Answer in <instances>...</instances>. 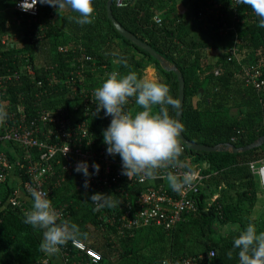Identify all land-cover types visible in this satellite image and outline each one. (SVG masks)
I'll use <instances>...</instances> for the list:
<instances>
[{
	"label": "trees",
	"instance_id": "obj_1",
	"mask_svg": "<svg viewBox=\"0 0 264 264\" xmlns=\"http://www.w3.org/2000/svg\"><path fill=\"white\" fill-rule=\"evenodd\" d=\"M15 1L0 0V106L7 114L18 111L19 107L30 122L39 110L64 105L73 123H77L82 118L77 116L73 105L81 107V97L77 91H71L72 83L65 79L78 64L86 65L82 82L76 85L89 93L107 78L102 66H109L111 59L116 60L121 76L135 71L140 78L148 61L153 62L163 76L160 82L169 86L170 95L177 100L176 75L161 69L146 51L117 32L106 15L107 0H92L93 23L83 26L70 19L79 15L71 10L57 11L56 7L38 3V14L31 17L14 10ZM170 1L134 0L123 7L113 2L112 13L123 27L182 72L183 135L199 144L231 143L236 147L264 135V110L259 103V93L252 84L246 83L241 69L242 64L264 60V28L257 26L258 17L250 7L236 3L235 54L225 52L213 61L206 50L210 45L188 33L183 16ZM188 1L193 22L207 33L208 26L216 25L220 11L225 12L231 2L217 0L222 3V8L208 12L209 0ZM200 13L204 19L200 18ZM155 14H160V24L153 20ZM7 37H17V41L11 38L7 42ZM212 39L221 40L222 37L212 36ZM59 46L63 50H59ZM83 54L90 56V60H83ZM51 75L55 78H50ZM91 109L96 111V104ZM130 109L131 112L140 110L135 101ZM168 110L175 119L176 110L170 106ZM103 113L101 110L98 116L89 118L91 124L88 127L96 145L100 146L105 145L102 133L110 124L104 121ZM49 125L47 123L46 127ZM3 129L0 124V131ZM1 148L11 164L18 162L13 167L14 175L25 180L28 162L37 158L36 148H25L13 142L2 144ZM184 153L195 162L206 161L209 166L203 172L208 177L206 186L200 190L202 198L197 201V212L184 214L169 230L155 225L130 229L124 226L121 216L127 210L131 215L136 211L134 201L141 192L134 177L130 180L121 175L117 183L103 193L112 194L118 201L116 207L94 211L90 196L100 193L98 188L89 186L85 190L84 176L72 167H62L71 165L73 157L54 159L53 173L46 183L51 189L49 199L53 207L66 210L63 220L76 223L87 234L81 241L101 255L95 263L82 254L77 257L69 249V241L63 247L67 246L64 250H69L71 261L78 259L80 264H163L165 259L172 261L206 255L213 250L214 256L208 264H239L236 251H233V238L238 232H233L231 227L223 233L220 230L230 224L239 225L241 230L247 226V214L257 197V183L248 162L250 157L264 154V144L244 152L185 148ZM12 187L9 180L0 183V264H37L45 254L39 247L42 232L23 223L24 213L31 209L32 203L19 195L20 204L13 205L9 201ZM214 192L219 195L207 205L205 199H210ZM29 197L33 201L32 196ZM229 251H233L232 259L227 257Z\"/></svg>",
	"mask_w": 264,
	"mask_h": 264
},
{
	"label": "clouds",
	"instance_id": "obj_2",
	"mask_svg": "<svg viewBox=\"0 0 264 264\" xmlns=\"http://www.w3.org/2000/svg\"><path fill=\"white\" fill-rule=\"evenodd\" d=\"M237 4L251 8L258 17V27L264 28V0H236ZM56 7L57 11L71 10L78 16L70 17L78 25H89L94 20L92 0H24L18 6L22 11H33L37 5ZM127 66V65H125ZM96 103L94 115L104 110V115L111 117L110 124L103 131V143L106 154L119 156L121 174L130 180L138 177L145 180L164 179L174 192H182L193 186L196 173L192 170L182 173L161 170L182 167L181 156L184 149L181 143L183 125L169 115V106L176 110L179 102L170 95L169 86L155 79L140 78L135 71L121 76L118 71L107 75L102 85L94 89ZM130 98H133L138 111H126ZM7 118L5 109L0 106V124ZM92 172L86 161L77 162L74 171L84 176L83 188H89L93 175L99 173V165L92 163ZM85 195L87 192L85 191ZM32 207L24 213L23 223L42 232L40 250L49 256L60 252L69 241L86 238L76 223L60 218V214L48 198V193L33 189ZM94 211L105 207L114 208L118 201L112 194L96 193L90 196ZM238 236L233 238V251H236L239 264H264V231H257L253 223L241 230L239 225L231 226ZM238 250V251H237ZM233 251L227 252L228 259L233 258ZM163 264H169L165 259Z\"/></svg>",
	"mask_w": 264,
	"mask_h": 264
},
{
	"label": "built area",
	"instance_id": "obj_3",
	"mask_svg": "<svg viewBox=\"0 0 264 264\" xmlns=\"http://www.w3.org/2000/svg\"><path fill=\"white\" fill-rule=\"evenodd\" d=\"M133 1L134 0H113L114 4L118 7L126 6ZM23 2L24 0H16L13 9L19 13L36 17L38 14V3L33 11L25 12L18 6ZM27 2L31 3V0H27ZM207 4V10L208 8L213 10L219 9V4L214 0H209ZM200 15L203 16L201 13ZM153 18L156 23L160 24L161 18L158 15H155ZM58 49L63 50V47L59 46ZM82 59L90 60V56L83 54ZM262 64L264 65V63ZM262 64H250L243 68V73L246 83L252 84L258 91L261 107L264 109V77L262 76ZM108 65L109 66L103 65L105 68V75H108L112 71H116L112 70L111 62ZM85 67L86 65L83 66V64H78L69 72L65 79L66 82L72 83L71 91L73 93L77 91L78 95L81 97V107L73 105V109L77 111V116L82 118L77 123H73V119L68 116L67 108L64 105H59L56 108L41 109L37 112V116L31 119L30 122L27 121L22 111L19 110V107L18 111H12L10 114H7V118L3 123L4 129L0 131V183L9 180L11 172L14 170V165L16 166L18 163L14 162V165L11 164L8 155L4 149L1 148L2 144L13 142L25 148H36L37 150L36 160H30L26 166V179L22 180L19 177L17 178L20 189L12 187L9 201L13 205L20 204L17 199V196L21 195L20 191L29 197L31 196V191L37 189L48 193V198H50L51 189L46 183L49 175L53 173L52 161L58 157L67 160L73 157L72 164L69 166H62L64 169L70 167L75 168L77 162L86 161L89 164V172H92V163L95 162L98 164L99 173L91 177L89 186H95L101 194L105 193L113 183H117L121 177L122 165L120 157L118 155H107V146L96 145L93 134L88 129L91 124L89 118H93L95 113V110L91 109V106L93 104L95 105L97 102L93 96L94 90L87 93L82 87H77L76 85L77 83L81 84L84 76L82 72ZM27 70L29 73L32 72L29 66ZM49 77L55 78L54 75ZM132 101H134V99L130 98L129 104L126 106V111L131 112L130 106ZM79 110H81V112L78 113ZM103 118L104 121L110 123L111 117L105 116L103 113ZM47 123H50L48 127H46ZM182 147L185 152L186 146L183 143ZM180 159L182 167L161 170L160 174L163 175L166 171H173L179 174L184 171L192 170L196 173L193 186L185 191L177 193L164 183V179H158L157 181L145 180L144 182H140L138 177H134L137 181L138 190H141V192L134 201L137 206L136 211L131 215L130 211L127 210L121 216V219L125 221L124 226L126 228L130 229L132 227L155 225L169 230L181 220L184 213L193 212L197 209L196 199H194V197L199 194V186H201L202 182L207 178V175L203 173L201 168L189 169L190 160L185 153H183ZM248 165L251 172L258 177L260 185L264 187V162L262 160H253L250 161ZM54 208L60 214L61 219L64 215H67L64 208ZM66 247L67 246L60 250V255L63 258L62 264H80L78 259L71 261L69 250H64ZM69 249L73 250L77 257L82 254L93 263L101 259V255L98 251L87 246L86 243L81 240L71 241ZM212 256H214V251L210 250L206 255L198 254L196 256H186L178 260L169 261V264H208ZM50 263V256L46 253L37 262V264Z\"/></svg>",
	"mask_w": 264,
	"mask_h": 264
},
{
	"label": "crops",
	"instance_id": "obj_4",
	"mask_svg": "<svg viewBox=\"0 0 264 264\" xmlns=\"http://www.w3.org/2000/svg\"><path fill=\"white\" fill-rule=\"evenodd\" d=\"M214 1H216L219 4V8H222L221 2H218L217 0H214ZM172 2L175 3L177 12L181 13V15L183 16V18L185 20V28L188 31V33L191 34L193 37H195L197 40L202 41V42H206L208 45H210L206 49L207 54H208V58L210 60L214 61L215 59L220 57L225 52H229V51H231L232 53L235 52V50H236V36H237L236 35V29L234 26V21L236 20V15H237V11H236L237 10L236 9L237 8V5H236L237 2L236 1L231 0L226 11L225 12L220 11V18L216 22V25L213 26L210 24L208 26L209 33L205 32L204 29H202V30L199 29L196 26L195 22H193L192 8H191L188 0H172ZM172 2L170 1V3H172ZM211 11H213V9L208 8V12H211ZM214 12H217V10H214ZM162 14H163V12H162ZM155 15H158L161 18L160 14H155ZM200 18L204 19V16L200 15ZM153 20H154V18H153ZM204 28H205V26H204ZM212 36H221L222 39L221 40H214V39H212ZM235 58L239 62L240 59H238L236 56H235ZM110 62L112 64V70L117 71L118 68H117L116 60L111 59ZM258 63L262 64V63H264V60H262ZM250 64H253V63L242 64V65L240 64L242 72H243V68L249 66ZM156 71H158V73H160L159 69L156 67V65L153 62L148 61V63L146 64V66L144 67V69L142 71L141 78L146 77L148 79H155L156 80ZM215 73H218V71L216 70ZM243 75H244V73H243ZM262 76L264 77V65L263 64H262ZM199 93L201 94V92H199ZM199 93H198V95H199ZM259 103L261 105L260 97H259ZM187 156L190 160L189 161V167H188L189 169L201 168L203 171V169H205L209 166L208 163L204 160H201L198 163V162H195L191 156H189V155H187ZM253 160H257V161L262 160L264 162V154L261 155L260 157H255V158H253V156L250 157L249 162L253 161ZM250 172H251V170H250ZM251 174L253 175V177L257 183V192H256L257 197H256V200H255V203H254L252 209H250L249 213L247 214V217H246L247 222L246 223L247 224H249V223L255 224L257 231L260 232V231H264V187H262L260 185L258 177L255 174H253L252 172H251ZM11 175L16 177V175H14L13 171L11 172ZM206 175L208 177V174H206ZM11 179L12 178L10 177L9 183L11 185H12V183L13 184H19V181L17 179H14L13 181H11ZM206 179L202 182L201 186H199L200 190L206 186V183H205ZM157 180H155V181H157ZM165 181L166 180H164V183H166V185L168 186L167 181L166 182ZM20 194L23 197L26 196L21 191H20ZM218 195H219L218 192H214L211 195L210 199H205V201L207 202V205H209L211 200L213 198H216ZM200 198H202V195L199 192V194L195 195V197H194V199H196V208L197 209L193 212L190 211V212L184 213V214H190V213L197 212V210H198L197 201ZM183 215H182V217H183ZM231 226H232L231 224L228 226L226 225L225 227H223L220 230V232L223 233L225 230L229 229V227H231ZM50 260H51V264H62L63 263V258L59 253L52 255V257H50Z\"/></svg>",
	"mask_w": 264,
	"mask_h": 264
},
{
	"label": "water",
	"instance_id": "obj_5",
	"mask_svg": "<svg viewBox=\"0 0 264 264\" xmlns=\"http://www.w3.org/2000/svg\"><path fill=\"white\" fill-rule=\"evenodd\" d=\"M112 4L113 0H107L106 1V15L108 19L111 21L113 27L117 30V32L124 37L125 39L129 40L132 42L135 46L143 49L146 51L151 57H153L158 63L161 69L169 72L172 71L178 81V94H177V100L179 102V108L176 109V117L180 123H181V117H182V110H183V102H184V78L182 75V72L178 69V67L171 63L168 59H166L163 55L158 53L154 48H152L150 45L147 43L143 42L139 38H137L135 35H133L131 32H129L125 27H123L114 17L112 13ZM200 95V93H199ZM181 142L186 146L187 149L189 150H194V151H205V152H210V151H230V152H244L247 150H250L252 148L258 147L261 144L264 143V135L258 137L255 139L253 142L241 146V147H236L231 143H218L215 145H204V144H199L196 142H193L189 139H187L183 133L181 134Z\"/></svg>",
	"mask_w": 264,
	"mask_h": 264
},
{
	"label": "rangeland",
	"instance_id": "obj_6",
	"mask_svg": "<svg viewBox=\"0 0 264 264\" xmlns=\"http://www.w3.org/2000/svg\"><path fill=\"white\" fill-rule=\"evenodd\" d=\"M11 38H12L14 41H17V37H11ZM11 38H10V37H7L5 40H6L7 42H8V41L10 42V41H11V40H10ZM5 40H4V41H5ZM102 69H104L103 66H102ZM162 79H163V76L160 75V73H158V71H156V80H157V81H161ZM11 178H12L11 181H13L14 179H17L18 177H17V176L15 177V176H12V175H11ZM17 180H18V179H17ZM12 185H13L14 188L20 189L19 184H13V183H12ZM25 198H27L28 201H31V203H33V201L30 199V197L25 196ZM50 257H52V256H50Z\"/></svg>",
	"mask_w": 264,
	"mask_h": 264
}]
</instances>
